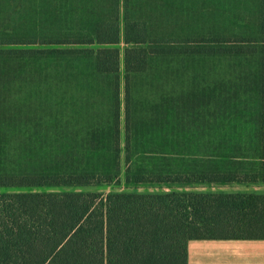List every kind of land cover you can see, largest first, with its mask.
<instances>
[{
	"label": "trees",
	"instance_id": "16d2710c",
	"mask_svg": "<svg viewBox=\"0 0 264 264\" xmlns=\"http://www.w3.org/2000/svg\"><path fill=\"white\" fill-rule=\"evenodd\" d=\"M121 183L160 191L80 190ZM230 185L264 186V0H0V264L264 240V193L192 191Z\"/></svg>",
	"mask_w": 264,
	"mask_h": 264
},
{
	"label": "crops",
	"instance_id": "0c3cea01",
	"mask_svg": "<svg viewBox=\"0 0 264 264\" xmlns=\"http://www.w3.org/2000/svg\"><path fill=\"white\" fill-rule=\"evenodd\" d=\"M187 264H264V240H192Z\"/></svg>",
	"mask_w": 264,
	"mask_h": 264
},
{
	"label": "rangeland",
	"instance_id": "374dc122",
	"mask_svg": "<svg viewBox=\"0 0 264 264\" xmlns=\"http://www.w3.org/2000/svg\"><path fill=\"white\" fill-rule=\"evenodd\" d=\"M121 30V29H120ZM122 32V30H121ZM121 53V57H120V68H123L122 65V49H123V43L120 42V44H118L116 46ZM81 191H86V192H99L102 195H107V194H112V193H157L160 190L158 188H150V187H143L140 186L137 189H132V188H127L124 186L123 183L119 184V185H112V186H103L100 188H95V187H87V188H81ZM11 192H26L27 188H12L10 189ZM33 191H53V190H49V189H33ZM55 191H70V189L68 188H64V189H59V190H55ZM163 191H167V190H163ZM193 192H221V193H233V192H264V186H237V185H230V186H214V187H196L194 189H192Z\"/></svg>",
	"mask_w": 264,
	"mask_h": 264
}]
</instances>
